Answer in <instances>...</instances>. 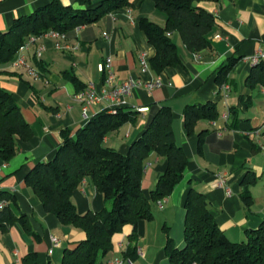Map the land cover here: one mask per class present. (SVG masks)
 Segmentation results:
<instances>
[{
    "label": "crops",
    "instance_id": "1",
    "mask_svg": "<svg viewBox=\"0 0 264 264\" xmlns=\"http://www.w3.org/2000/svg\"><path fill=\"white\" fill-rule=\"evenodd\" d=\"M53 1L75 8L86 7L78 0H0V30H7L16 18ZM101 1L92 0L93 7ZM130 1V7L77 26L63 33L64 37L40 38L26 52L34 66L41 61L40 78L35 79L24 70H12L9 65L0 66V85L13 93L33 131L29 140L19 141L20 149L13 159L5 162L0 158V190L17 197L18 204H11L16 217L25 215L28 226L38 235L30 234L17 219L7 228H0V264H24L23 257L32 252L38 254L39 264L50 261L61 264L64 249L85 238V232L61 224L54 214L47 212L25 178L36 163L55 157L63 130H70L74 135L94 114L111 109L109 101L92 105L86 118L82 105L74 99L78 87L69 77L75 75L85 86L92 82L98 90L107 87V74L99 66L108 57L116 75L115 83L130 78L142 83L126 97L129 109L141 110L134 120L109 133L105 145L126 154L143 134L151 107L166 104L173 110L176 141L189 162L183 179L171 195L162 205H154L153 218L139 221L137 238L131 241L129 235L133 228L125 226L115 235L113 249L102 255L97 264H173L165 246L168 236L177 248L186 244L185 201L190 187L206 195L218 225L232 241L245 240L248 231L258 228L264 220V87L249 88L245 83L253 67L247 58L264 47V0L200 2L217 18V25L209 34L211 48L194 53L185 46L180 34L174 32L172 38L183 64L168 67L160 74L150 65L144 69L141 64L143 54L149 63L156 51L139 22L141 18H149L163 26L166 14L157 9L154 0ZM58 42L63 44L61 49L56 46ZM39 48L42 52L37 58L35 53ZM233 57L237 61L227 76V97L217 74ZM157 78L162 80V85L148 90L146 84ZM207 102L216 104L219 116L214 120L201 119L194 132L188 134L185 107ZM226 112L228 118L223 116ZM166 166L165 158L155 153L148 157L142 179L147 196ZM248 171L256 177L251 185L243 184ZM246 189L253 199L248 206L242 198ZM73 200L80 213L97 212L110 205L90 178L74 190ZM53 238L59 240L58 246L53 244ZM129 245H136L140 250L134 260L124 254ZM116 260L120 263H115Z\"/></svg>",
    "mask_w": 264,
    "mask_h": 264
},
{
    "label": "trees",
    "instance_id": "2",
    "mask_svg": "<svg viewBox=\"0 0 264 264\" xmlns=\"http://www.w3.org/2000/svg\"><path fill=\"white\" fill-rule=\"evenodd\" d=\"M220 0H154L158 10L166 14L165 25L149 18H141L139 25L147 40L155 47V55L149 60L151 69L160 74L168 67L183 64L178 45L172 34L178 32L185 46L198 53L211 48L210 32L217 25L216 16L199 3ZM85 8H75L53 1L38 7L32 13L16 18L5 31L0 30V66L9 65L20 47L30 36L43 35L50 30L68 33L77 26L98 21L104 15L132 5L130 0H102L95 7L92 0H78ZM237 58H231L218 69L217 81L227 82V76ZM37 65V66H36ZM35 67L41 75V61ZM78 91L86 86L75 75H69ZM247 87H264V62L253 65L247 75ZM127 106L115 111L104 109L94 114L74 135L70 130L62 131V142L56 155L48 161L36 163L28 172L25 182L41 199L47 212L54 214L61 224L70 225L85 232V238L65 248L61 264H97L102 255L114 245V237L125 226L131 225V241L137 238V227L141 219L153 218V207L171 195L183 179L189 159L175 138L173 110L171 106L153 105L143 134L135 140L128 152L123 154L105 145L107 135L138 115ZM219 111L214 102L188 104L184 109V121L188 134L194 132L201 119L214 120ZM33 131L25 119L21 107L8 89L0 85V158L8 162L19 149L20 140H29ZM155 153L167 161L165 171L159 176L156 186L147 196L142 188V179L148 157ZM90 178L111 203L100 211L80 213L73 200V192ZM256 182L254 172L248 171L243 184ZM244 203L253 202L249 189L242 193ZM0 200L7 201L0 210V228L19 220L25 229L35 236L27 224L25 215L16 217L11 204L17 197L0 190ZM184 228L185 246L177 248L168 236L165 250L173 264H264V220L256 229L247 233L242 241H232L218 225L211 212L206 195L190 187L186 201ZM167 231V227H165ZM138 248L129 245L124 251L126 258L134 260ZM24 264H39L36 252L23 257ZM48 264H54L50 261Z\"/></svg>",
    "mask_w": 264,
    "mask_h": 264
},
{
    "label": "built area",
    "instance_id": "3",
    "mask_svg": "<svg viewBox=\"0 0 264 264\" xmlns=\"http://www.w3.org/2000/svg\"><path fill=\"white\" fill-rule=\"evenodd\" d=\"M55 36V37H64L62 32L57 30H50L43 35L39 36H30L24 44L20 47L15 59L9 64V67L12 70H24L26 71L31 77L38 79L41 77V73L39 70L29 61L26 52L37 43V41L42 38L43 36ZM56 46L61 49L63 44L58 42ZM41 48L37 49L35 55L37 58L41 56ZM253 65L259 64L264 62V47L258 49L253 55L247 58ZM141 64L144 69L149 67L148 60L143 54L141 58ZM100 71L105 72L106 78L105 83L107 87H103L101 90L96 88L94 83H89L83 90L77 92L74 96V99L82 105L83 115L87 118L88 117V110L92 105L99 104L101 102H110L111 110L115 111L118 107L127 106L128 103L126 101V97L130 96L133 92V89L137 85H141V81L135 80L130 78L126 81L115 83L116 75L113 71L111 59L108 57L106 58L105 62L101 63ZM162 85V80L157 78L154 82H150L146 84L148 90H153L154 88L160 87ZM221 90L224 92V95L228 97L229 92V85L227 82H224L220 86ZM138 111L141 108L137 109ZM228 112L224 113V118H228ZM264 151V145L262 146ZM222 182V181H221ZM162 201H159V205H162ZM7 204V201L0 200V210H2ZM53 244L55 246L59 245V240L57 238H53ZM120 246H123L120 243ZM140 250H138L139 252ZM115 263H120V260H116ZM131 264H133L131 262ZM191 264H200L198 261H193Z\"/></svg>",
    "mask_w": 264,
    "mask_h": 264
},
{
    "label": "rangeland",
    "instance_id": "4",
    "mask_svg": "<svg viewBox=\"0 0 264 264\" xmlns=\"http://www.w3.org/2000/svg\"><path fill=\"white\" fill-rule=\"evenodd\" d=\"M112 206H111V203H110V205H109V208H111Z\"/></svg>",
    "mask_w": 264,
    "mask_h": 264
}]
</instances>
